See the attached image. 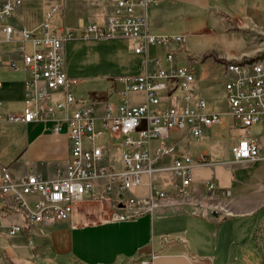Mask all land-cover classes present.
Wrapping results in <instances>:
<instances>
[{"label": "built area", "instance_id": "1", "mask_svg": "<svg viewBox=\"0 0 264 264\" xmlns=\"http://www.w3.org/2000/svg\"><path fill=\"white\" fill-rule=\"evenodd\" d=\"M107 12L103 19L53 24L51 18L62 9L55 3L38 27L16 26L12 21L24 0H0V30L6 41L19 42L21 58H12V69L26 73V97L21 112H0V120L23 122L52 121V131L68 126L71 158L64 171L55 176L30 172L15 177L7 165H0V216L21 215L24 221L0 222V256L5 250L1 228L9 235L27 230L30 241L41 235L37 225L46 220L70 218L76 204L87 199H114L124 212L115 218H130L150 212L164 204L195 200L216 211L229 213L228 202L214 201L229 197L231 189L222 188L215 176L206 180L207 193L196 196L191 190L193 168L213 165L203 154L195 159L179 153L173 131L188 130L200 138L206 127L222 123L228 116L233 126L252 127L264 123V22L250 21L247 31L253 51L222 62L226 106L209 109L205 97H194L192 87L198 81L194 53L186 34L157 33L151 30L148 9L156 0H93ZM41 29L40 31H38ZM16 32L20 36H16ZM74 38H127L136 53L143 54V68L138 73L122 74L123 86L116 99L79 100L72 86L79 82L66 67L65 43ZM31 43V49L28 48ZM152 47L161 51L151 53ZM3 59L0 53V60ZM1 85V80H0ZM131 92L144 94L143 100L131 98ZM2 101L0 100V106ZM144 122L145 126L140 127ZM99 139H105L100 143ZM120 150V162L113 155ZM234 161L264 158V148L257 135L240 136L231 146ZM174 153L172 163L160 165V158ZM171 170L174 185L162 187L153 173ZM146 186L145 192L138 188ZM96 188V189H95ZM90 197V198H89ZM118 198V200H117ZM122 204V205H120ZM167 238V236H164ZM140 257L148 264L156 257ZM196 260H202L194 256ZM199 264H211L201 262Z\"/></svg>", "mask_w": 264, "mask_h": 264}, {"label": "crops", "instance_id": "2", "mask_svg": "<svg viewBox=\"0 0 264 264\" xmlns=\"http://www.w3.org/2000/svg\"><path fill=\"white\" fill-rule=\"evenodd\" d=\"M93 2V0H62L61 5L64 9L73 5L80 11L68 20L69 22L76 23L79 18L88 22L99 19L98 14H94L97 7ZM263 4L264 0H156L148 9L149 26L157 33H180L186 36L190 32L214 30L218 26L243 31L242 28L247 27L250 20L256 21L257 17L263 15ZM20 13L21 10H18L15 16ZM246 35H249L247 31ZM16 36L19 37L20 33L16 32ZM4 38L5 33L0 30V53L3 56L0 60V100L2 101L0 112L6 114L21 112L24 107L26 73L22 68L12 69L9 66L8 62L12 58L20 57L19 42L12 41L11 43H14L12 48H3L2 44L8 42ZM83 39L67 40L65 55L70 41ZM130 49L131 54L138 59L139 70L123 74L138 73L143 68L144 55L136 53L132 46ZM161 49L152 47L151 53L154 54ZM252 51L253 49H246L240 55ZM74 57L73 54L72 60L66 58V67L70 75L78 76L81 66ZM119 76H116L115 89L110 92L93 91L92 100L84 96L77 98L97 101L100 104L105 100L118 98L119 90L123 86L118 79ZM80 80L79 78V82ZM51 127L50 120L44 122L9 121L5 118L0 120V165H7L15 177L30 172L55 176L60 171H64L71 158L68 126L65 125L59 133L53 132ZM259 139L264 148V137ZM177 150L186 154L178 147ZM222 163L242 164L248 169L247 173L246 169L233 172L232 178L225 182V186H220L231 189L229 197L217 196L214 200L221 203L228 202L227 214L206 205L210 204L209 200L205 203L185 200L164 204L154 214L145 212L130 218L99 219L96 217L100 213L99 207L84 201L76 206L73 215L68 219L46 220L39 223L37 228L41 235H36L33 242L30 241L26 229L16 235H9L2 227L5 250L0 256V264H128L134 259L148 257L153 252L157 255L148 264L201 262L228 264L229 260L224 258L223 252L225 241L227 243L228 240H224L220 233V218L217 216L243 218L246 217V213L264 206V158L234 161L231 152V158ZM146 189V186H142L137 191L145 192ZM191 190L196 196H202L201 194L207 190L206 180L201 183L194 179ZM190 205L203 206L204 213L188 212L187 206ZM16 220L24 221L21 215L0 216L2 223ZM230 241L228 243H232V248L237 250L236 257L238 259L241 257L240 264H246V234L232 237ZM234 242L239 244L240 249L235 248ZM194 256H199L202 260H196Z\"/></svg>", "mask_w": 264, "mask_h": 264}, {"label": "rangeland", "instance_id": "3", "mask_svg": "<svg viewBox=\"0 0 264 264\" xmlns=\"http://www.w3.org/2000/svg\"><path fill=\"white\" fill-rule=\"evenodd\" d=\"M55 3L62 4V0H24L18 9L21 10V13L15 16L13 21L16 26L38 27L37 25L46 18L48 10ZM93 3L97 7L94 14H98V18L103 19L107 8L101 2L94 1ZM79 12L73 5L65 9L62 6V9L51 18V22L53 24L61 22L71 23L68 20L72 19ZM263 16L264 4L263 15L256 18L257 23L261 24L264 22ZM250 21L256 22L255 20ZM248 37L249 35L247 36L244 30L239 31L222 26H218L214 30L188 33L187 45L195 55L192 60L194 61V68L198 76V81L192 87V93L195 98L199 96L205 97L209 103V109L219 111L225 109L226 97L224 82L221 77L222 62L226 57L233 59V57H239L242 51L253 49L250 37ZM11 42H4L2 47L7 49L12 48L14 43ZM70 42L67 44L66 58L67 60H72L74 54L75 60L81 66L77 76L81 80L72 87L76 96H84L92 100L91 95L93 91L105 90L110 92L115 89L117 75L139 70L138 59L131 54L130 48L131 46L133 47L131 40L125 38H100L98 40L95 38ZM28 48L29 50L31 49L30 42H28ZM20 58L21 55L17 59L20 60ZM131 98L143 100L144 94L141 92H131ZM143 126H145L144 122L140 127ZM173 135H176L180 139L177 144L179 150L190 154L195 159L203 154H207L214 163L213 165L194 167V179L202 183L204 180L215 176L216 183L219 186H225V182L232 178L233 172L237 173L238 170L246 169L242 164L222 163L224 160L231 158V146L240 136L257 135L258 137H264V123L252 127L233 126L229 117L224 115L222 123L206 127L204 134L200 138L194 137L188 130H175L173 131ZM99 142L104 143L105 139H99ZM113 155L116 157V161L120 162V150L114 149ZM174 158V153L165 154L160 158L159 164L172 163ZM247 172L248 169H246ZM152 177L153 180H158L162 187L165 188L171 187L175 182V176L171 170L154 172ZM206 192L201 195L206 194ZM85 203L99 207L100 213L96 216L99 219L111 218L115 213L125 211L119 206L118 201L108 199L105 196L103 199H87ZM246 204H248V201H246ZM187 207L188 212H194V214H198L197 212L204 213L205 210L203 206L190 205ZM211 217H214V215H211ZM217 217L220 218V233L224 240H228L227 243L225 241L223 251L224 258L229 260L228 264L241 263V257L239 259L236 257L237 250H234L232 243L228 242H231L232 237H241L245 234L246 264H264V206L251 213H246V217L243 218L226 217L223 215ZM234 243L235 248L240 249L239 244L237 242Z\"/></svg>", "mask_w": 264, "mask_h": 264}, {"label": "water", "instance_id": "4", "mask_svg": "<svg viewBox=\"0 0 264 264\" xmlns=\"http://www.w3.org/2000/svg\"><path fill=\"white\" fill-rule=\"evenodd\" d=\"M120 205H122V204H120Z\"/></svg>", "mask_w": 264, "mask_h": 264}]
</instances>
